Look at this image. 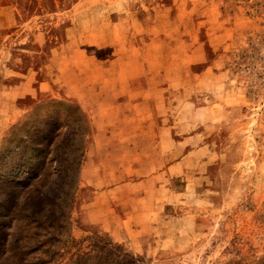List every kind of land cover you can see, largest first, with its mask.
<instances>
[{"label":"rangeland","instance_id":"rangeland-1","mask_svg":"<svg viewBox=\"0 0 264 264\" xmlns=\"http://www.w3.org/2000/svg\"><path fill=\"white\" fill-rule=\"evenodd\" d=\"M208 5L217 19L206 26L203 58L215 68L193 94L196 67L178 64L177 96L168 99L178 108L176 132L189 135L176 153L189 145L193 160L156 241L134 250L85 215L91 185H102L95 162L84 168L99 151L102 122L72 85L87 71H60L44 45L72 22L88 27L109 15L128 29L138 15L150 26L127 33L132 49L117 51L107 36L87 54L141 60L161 38L150 52L172 63L185 50L183 31ZM174 27L170 41L163 31ZM43 77L48 93L37 89ZM0 264H264V0H0Z\"/></svg>","mask_w":264,"mask_h":264},{"label":"crops","instance_id":"crops-1","mask_svg":"<svg viewBox=\"0 0 264 264\" xmlns=\"http://www.w3.org/2000/svg\"><path fill=\"white\" fill-rule=\"evenodd\" d=\"M207 8L209 13L204 19H198L183 31L180 43L185 50L181 58L172 63H164L162 57H158L160 53L150 52L151 47H163L161 38L147 46L148 56L141 60L126 52L117 55L115 64L114 61H96L95 56L87 54V48L99 45L107 36L117 51L132 49L126 41L127 33L130 30L143 33L150 26L138 15L133 16L130 29L119 28L120 22L109 15L94 17L88 27L72 22L66 28L70 33L59 41L49 39L44 45L45 60L57 61L60 71L72 69L77 75L87 71L84 79L75 80L72 85L83 106L102 122L99 151L84 161V168L89 162H95L97 170H102V185L96 183L98 180L94 181L96 185H91L92 195L84 204L85 215L89 222L96 223L109 235H123L134 250L141 249L149 240L156 241L155 230L163 226L165 208L181 193L176 185L193 160L190 148L186 147L189 145H185V151L176 153L177 144H189V135L176 132L178 108L170 105L168 99L177 96L180 79L175 70L178 64L185 62L196 67L191 70L195 78L193 94L198 92L204 75L215 68L203 58L205 50L211 46L209 37L205 36L206 26H214L217 19L213 6ZM175 30L174 27L163 33L171 41ZM149 66L154 73L149 72ZM37 89L41 93L51 91L50 79L43 77ZM121 145L126 153L119 151ZM202 157L194 155L204 162Z\"/></svg>","mask_w":264,"mask_h":264}]
</instances>
